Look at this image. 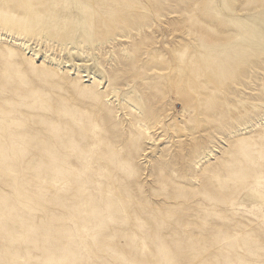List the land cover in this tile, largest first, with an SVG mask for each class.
<instances>
[{"label": "rangeland", "instance_id": "rangeland-1", "mask_svg": "<svg viewBox=\"0 0 264 264\" xmlns=\"http://www.w3.org/2000/svg\"><path fill=\"white\" fill-rule=\"evenodd\" d=\"M264 0H0V264H264Z\"/></svg>", "mask_w": 264, "mask_h": 264}, {"label": "bare ground", "instance_id": "bare-ground-1", "mask_svg": "<svg viewBox=\"0 0 264 264\" xmlns=\"http://www.w3.org/2000/svg\"><path fill=\"white\" fill-rule=\"evenodd\" d=\"M245 202L249 201H258L260 203H264V195L258 191H251L249 194L244 197Z\"/></svg>", "mask_w": 264, "mask_h": 264}]
</instances>
